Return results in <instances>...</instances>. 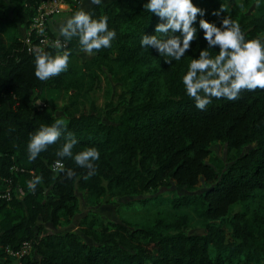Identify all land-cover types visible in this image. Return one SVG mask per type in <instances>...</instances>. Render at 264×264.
Here are the masks:
<instances>
[{
    "label": "trees",
    "instance_id": "obj_1",
    "mask_svg": "<svg viewBox=\"0 0 264 264\" xmlns=\"http://www.w3.org/2000/svg\"><path fill=\"white\" fill-rule=\"evenodd\" d=\"M42 1L0 0L9 17L0 18V264H264V211L251 215L247 210L258 200L264 202V90L244 91L235 101L212 98L205 110L198 109L183 85L188 70L183 62L207 47L203 30L178 63L157 67L163 57L154 48L141 47V39L155 34L159 17L144 10L147 0H110L84 10L96 17L106 15L109 28L117 31L112 47L97 54L112 59L115 55L121 66L130 68L126 89L116 105L107 104L111 108L104 115L96 106L56 115L39 106L35 94L58 88L66 72L47 81L34 74L35 54H54L56 48H43L33 39L29 50L17 32L18 24L30 23ZM235 1L194 0L206 10L196 26L201 18L219 26L223 17L230 16L241 24L246 39L264 37V1L256 4V14L237 10L229 14ZM222 5L227 11L214 15ZM67 47L76 54L78 38ZM210 51L214 56L219 49ZM161 74L163 90L155 79ZM59 118L67 124L65 134L29 160L31 134ZM67 132L78 141L74 155L87 147L100 151L97 173L89 180L83 179L87 170L74 159L56 156ZM216 143L236 151L229 163L211 160ZM57 160L76 176L68 179L65 173L53 171ZM35 175L43 180L33 193L27 181ZM4 178L13 183L10 200L2 196L7 187ZM168 183L185 190L202 185L200 192L154 198L202 219V233L184 229L186 215L179 217V228L173 231L164 230L160 222L132 226L100 218L85 223L84 234L43 231V223L60 222L66 211L62 202L75 190L99 196L116 189L142 194ZM239 205L242 211L236 210ZM25 243L31 248L22 258L11 253Z\"/></svg>",
    "mask_w": 264,
    "mask_h": 264
},
{
    "label": "clouds",
    "instance_id": "obj_2",
    "mask_svg": "<svg viewBox=\"0 0 264 264\" xmlns=\"http://www.w3.org/2000/svg\"><path fill=\"white\" fill-rule=\"evenodd\" d=\"M92 5H100L102 0H89ZM259 7V0H257ZM144 10L159 17L160 23L155 26V34L141 39V47L154 48L163 57L164 63L180 61L191 49L197 39L199 30H203L207 47L200 49L198 57L191 59L188 70L183 76L186 94L195 101V106L205 110L212 98L235 101L244 91L264 90V37L257 36L246 39L241 24L225 16L219 26L203 17L206 10L199 7L194 0H147ZM227 9L222 5L213 14L219 16ZM58 35L65 44L55 45L56 51L37 52L35 54V77L47 81L66 72L69 68L71 51L67 43L78 38L80 52L93 55L105 48H111L117 38V31L109 28L106 15L94 16L93 12L81 8L62 22ZM218 48V54L212 55L211 49ZM67 124L63 118L53 123L41 125L31 134L28 145V158L35 160L41 152L56 144L65 134ZM78 143L71 132L65 135V142L56 151V156L72 158L75 164L87 172L84 180H89L97 173L96 162L100 159V151L96 147H87L73 154ZM61 160H57L53 171L65 173L68 179L76 176V172L65 169ZM42 176L35 175L27 181L30 191L35 193L42 183Z\"/></svg>",
    "mask_w": 264,
    "mask_h": 264
},
{
    "label": "rangeland",
    "instance_id": "obj_3",
    "mask_svg": "<svg viewBox=\"0 0 264 264\" xmlns=\"http://www.w3.org/2000/svg\"><path fill=\"white\" fill-rule=\"evenodd\" d=\"M109 1L102 0V3ZM256 4V0H236L232 4L229 14H234L235 10L238 11V14H256ZM68 17L70 14H63L57 18L53 23L54 34L58 35L60 24L66 22ZM0 18L9 20L2 8H0ZM18 25L17 32L24 36L26 25ZM196 53L199 55V52ZM190 61L191 58L188 56L183 63L187 64L188 67ZM163 62L164 60L157 67H162ZM178 62L173 60L169 67ZM129 70V67L119 64L115 55L114 59L103 58L99 57L97 53L89 55L79 50L70 56L69 68L63 74L66 77L58 88L47 89L40 95L35 94L36 102L39 106L47 107L56 115L67 113V109L71 113L78 114L85 110H91L93 106H96L97 110L104 115L105 110L111 108V106L107 107V104L116 105L120 95L125 91V81L129 77ZM155 79H158L157 86L163 90L165 83L163 74L156 76ZM235 155V150H228L224 144L216 143L212 146L210 158L213 162L227 164ZM201 188L202 185H199L190 190H185L174 183H168L159 189L142 194H130L127 190L116 189L102 196L84 190H75L70 198L62 202L66 211H63L60 222L58 224H53L50 221L43 223V231L60 233L71 230L84 234L82 230H84L85 223H92L94 218L126 222L132 226H149L160 222L164 230L173 231L179 228V217L186 215L188 222H186L184 229L188 233H202L203 220L197 218L188 209L154 202V198L157 197L177 198L178 196L200 192ZM236 210L242 211V207L239 205ZM247 210L251 215L257 211H264V202L258 200L250 205Z\"/></svg>",
    "mask_w": 264,
    "mask_h": 264
},
{
    "label": "built area",
    "instance_id": "obj_4",
    "mask_svg": "<svg viewBox=\"0 0 264 264\" xmlns=\"http://www.w3.org/2000/svg\"><path fill=\"white\" fill-rule=\"evenodd\" d=\"M84 0H43L38 6L35 14L33 15L30 23L25 26L26 32L23 36L25 42L31 50L32 40L36 39L40 46L43 48L53 47L57 43H60L62 46L65 44L62 38L54 34L52 28V23L55 16L61 14H70L74 11L75 8H80ZM52 33V34H51ZM56 164L54 165V167ZM6 182V189L2 196L7 199L12 197V181L9 178H4ZM19 194L23 195L24 192L19 188ZM31 248L30 243H25L23 248L17 252H11L17 258H22L23 255L29 252ZM19 264H21L19 262Z\"/></svg>",
    "mask_w": 264,
    "mask_h": 264
},
{
    "label": "crops",
    "instance_id": "obj_5",
    "mask_svg": "<svg viewBox=\"0 0 264 264\" xmlns=\"http://www.w3.org/2000/svg\"><path fill=\"white\" fill-rule=\"evenodd\" d=\"M90 6H91V4H90L89 0H84L81 8L84 9V8H87V7H90ZM65 14H66V13H65ZM62 15H63V14L58 15V16H55V18H54V20H53V23H55V21L57 20V18H59V17L62 16ZM53 23H52V28H53Z\"/></svg>",
    "mask_w": 264,
    "mask_h": 264
}]
</instances>
